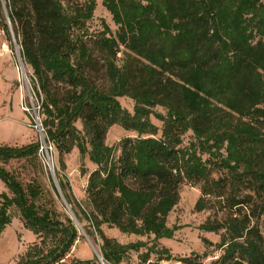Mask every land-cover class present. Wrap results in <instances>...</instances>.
Instances as JSON below:
<instances>
[{
	"label": "trees",
	"instance_id": "trees-1",
	"mask_svg": "<svg viewBox=\"0 0 264 264\" xmlns=\"http://www.w3.org/2000/svg\"><path fill=\"white\" fill-rule=\"evenodd\" d=\"M102 5L117 29L103 23L94 35H74L92 18L96 0H5L20 54L43 93L48 138L60 159L77 148L96 165L87 174L89 213L59 180L74 214L76 204L101 239L103 260L119 264L147 243H121L107 237L101 224L170 238L177 226L168 227L167 216L179 201V185L190 181L200 188L196 211L216 206L226 213L198 226L222 230L216 244L222 252L209 264H264V231L254 220L264 210V0ZM92 73H101V81ZM119 97L133 100L132 111ZM113 125L135 136L110 146L105 139ZM188 131L192 140L184 145ZM38 148V141L0 145V180L7 189L0 192V232L14 207L37 238L15 264H64L80 238L73 220L41 202L45 193L37 180L23 183L4 167L12 159H36ZM153 249L146 248L144 260ZM198 259L192 254L181 260ZM66 264L91 261L72 258Z\"/></svg>",
	"mask_w": 264,
	"mask_h": 264
},
{
	"label": "rangeland",
	"instance_id": "rangeland-1",
	"mask_svg": "<svg viewBox=\"0 0 264 264\" xmlns=\"http://www.w3.org/2000/svg\"><path fill=\"white\" fill-rule=\"evenodd\" d=\"M7 15L5 0H0V145H22L38 141L39 135L34 128L27 126V123L31 122V116L23 112L21 103L23 100L31 103L28 89H30L34 103L36 99L40 102L43 93L38 94L36 78L31 67L23 61L16 40L17 36ZM103 23H106L113 32L117 29L111 14L102 5V0H96L93 16L86 22L85 29L75 28L73 34H82L86 30L87 35H94L102 29ZM3 43L5 50L2 47ZM118 56L121 58L122 54L120 53ZM118 63H121V61L119 60ZM100 64L101 61L98 60V66ZM92 76L94 80L101 81V73H92ZM27 82L30 84L28 85ZM118 100L123 107L132 111V99L119 97ZM156 110L164 113L161 107H156ZM40 116L42 118V112H40ZM151 120L158 127L162 124L160 120L153 116H151ZM76 125L81 128L79 121L76 122ZM125 136L133 137L135 133L124 130L119 125H113L108 129L105 141L108 145L115 147L119 140ZM191 140L192 134L188 131L183 135V144L186 145ZM115 153L118 155L119 150L116 149ZM44 157H46L45 153L43 156L37 150L36 159H12L4 167L14 173L23 183L32 179L37 180L43 186L45 193V197L41 202L53 205L62 216L67 215L73 220L80 238L75 241L74 246L64 260V264L72 258L90 260L91 264H102L101 260H104L100 253L101 239L98 233L90 224L89 218L85 217L76 204H73V209L78 217L74 214L72 204L66 201L59 185L60 179L66 182L67 192L71 199L79 204L86 213H89L91 206L85 192L87 174L96 165L89 161L87 155H81L77 148L63 154L61 159L55 148L49 154L53 172L49 169L47 160ZM213 175L217 176L218 172H214ZM178 190L179 201L167 216V226L170 228L177 226L170 238L161 237L155 240L152 234L124 233L117 227L106 223L101 224L100 227L107 237L114 238L121 243L136 241L147 243L145 247H141L137 251L130 250L127 257L119 264H186L181 259L192 254L199 255L197 264H209L212 259L222 252L221 249L216 247V244L220 241L222 230L217 233L200 231L198 226L208 219L222 220L226 213L218 210L216 206H209L201 211L194 209V204L200 196L199 184L183 181ZM3 191H7V189L0 180V192ZM11 214L12 221L0 232V264H15L20 256L24 254L27 246L37 241L35 234L24 227L16 208H11ZM254 220L259 230L263 232L264 210ZM202 237L208 238L212 245H205ZM148 247L154 249L149 257L144 260L143 254ZM161 248H165L167 253L158 255L157 250ZM166 254H169L168 259ZM159 257L162 259L158 260ZM104 263L107 264L105 261Z\"/></svg>",
	"mask_w": 264,
	"mask_h": 264
},
{
	"label": "built area",
	"instance_id": "built-area-1",
	"mask_svg": "<svg viewBox=\"0 0 264 264\" xmlns=\"http://www.w3.org/2000/svg\"><path fill=\"white\" fill-rule=\"evenodd\" d=\"M3 49L5 50V45L3 43ZM25 75V74H24ZM26 77V75H25ZM27 84L29 85L30 83L27 82ZM34 93V92H33ZM28 94L29 97L31 98V103H27L25 100H23V102L21 103V109L23 110V112L29 114L31 116V122L27 123V126L32 127L36 130V132L39 135V140H38V151L44 156L45 153V160H47V164L49 166V169L53 172V167L50 163V157L49 154L52 153L55 150V146L53 144V142L48 138L47 136V132H46V127L44 126L43 122H42V118L40 116V112H41V104H42V98H40V102L38 101V99H36V102L34 103V101L32 100V94L30 92V89H28ZM102 264H105L104 261L101 260Z\"/></svg>",
	"mask_w": 264,
	"mask_h": 264
},
{
	"label": "water",
	"instance_id": "water-1",
	"mask_svg": "<svg viewBox=\"0 0 264 264\" xmlns=\"http://www.w3.org/2000/svg\"><path fill=\"white\" fill-rule=\"evenodd\" d=\"M59 191V190H58Z\"/></svg>",
	"mask_w": 264,
	"mask_h": 264
}]
</instances>
